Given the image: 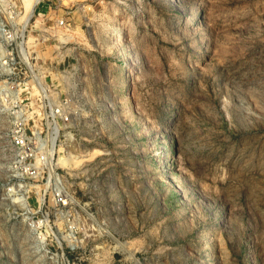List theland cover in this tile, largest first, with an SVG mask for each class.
Segmentation results:
<instances>
[{
	"label": "rangeland",
	"instance_id": "1",
	"mask_svg": "<svg viewBox=\"0 0 264 264\" xmlns=\"http://www.w3.org/2000/svg\"><path fill=\"white\" fill-rule=\"evenodd\" d=\"M10 42L45 91L0 64V264H264V0H0Z\"/></svg>",
	"mask_w": 264,
	"mask_h": 264
},
{
	"label": "built area",
	"instance_id": "2",
	"mask_svg": "<svg viewBox=\"0 0 264 264\" xmlns=\"http://www.w3.org/2000/svg\"><path fill=\"white\" fill-rule=\"evenodd\" d=\"M59 24L63 25L64 20H59ZM7 50L8 53L6 54L5 59L1 60L0 63L4 66V76L7 80L11 79V81H8V84L3 89V91L6 92L5 95L12 99H21L22 96L30 98H34L39 95L41 96L42 91H45L41 85L42 77L39 76L34 69V66L38 64V61H33L25 57L23 58L18 50V44L16 42H10ZM18 66L23 68L24 71L18 70ZM68 68L69 69L66 70L64 69L67 73L72 72V69H74L73 66H68ZM68 76L70 80H72L71 76ZM57 80L61 81L59 78H57ZM51 81L52 84L48 86V89L51 87L55 89L57 96H60V98L65 100V106L72 109L73 106L71 100L75 96V85L68 87L63 79L61 81L63 84L61 85H54L53 80ZM21 84H24L25 87L17 88ZM21 109L22 107L20 106L19 111L15 110V112L20 115L22 114ZM55 113L59 114V116L62 115L59 108L55 110ZM71 114L72 112H68L64 119L69 121ZM28 124V119L21 117V115L16 116L13 126L12 145L14 146L16 152L14 155L19 158L22 163L20 171L17 175L18 179H23L25 177L34 179L37 176L39 169L47 165L49 158L46 150H39L40 146H45V144L47 146L48 140L39 136L37 140L32 141L34 136L28 133ZM54 199L61 207H66L69 204V200L65 195L57 194Z\"/></svg>",
	"mask_w": 264,
	"mask_h": 264
},
{
	"label": "bare ground",
	"instance_id": "3",
	"mask_svg": "<svg viewBox=\"0 0 264 264\" xmlns=\"http://www.w3.org/2000/svg\"><path fill=\"white\" fill-rule=\"evenodd\" d=\"M64 39V38H63ZM63 73V72H62ZM62 79H63V77H62ZM66 79V78H65ZM67 80V79H66ZM65 81V80H64ZM66 82V81H65ZM67 84V83H66ZM68 85V87H70L71 86V84H67ZM57 128V127H56ZM56 131H57V129H56ZM57 133V132H56ZM56 133H55V135H56ZM69 137H70V139L72 138V135H69ZM72 160V155L71 154H69L68 153V155H67V157H65L64 159H63V161H71ZM60 162V161H59ZM123 245V244H122ZM125 246V245H124Z\"/></svg>",
	"mask_w": 264,
	"mask_h": 264
}]
</instances>
